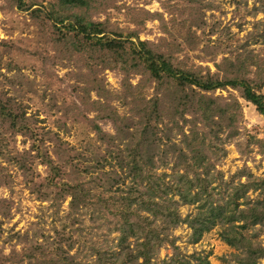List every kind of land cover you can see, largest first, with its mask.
Returning a JSON list of instances; mask_svg holds the SVG:
<instances>
[{
    "label": "rangeland",
    "instance_id": "374dc122",
    "mask_svg": "<svg viewBox=\"0 0 264 264\" xmlns=\"http://www.w3.org/2000/svg\"><path fill=\"white\" fill-rule=\"evenodd\" d=\"M87 1L86 6L76 7L62 0H0V97L23 105L40 137L51 131L52 139L63 143L72 160L64 180L79 178L93 188L92 193L108 194L93 178L97 173L86 172L88 163L99 158L98 169L103 165V170L116 172L111 175L116 180L122 177L114 184V191L119 185H130L132 178L126 176L127 168L119 165L118 158L128 142L108 143L109 135L116 134L113 119L124 117L129 126L142 129L145 124L140 118L144 120L149 114L140 116V107L152 108L154 103L159 109L156 114L172 125L162 134L169 147L174 142L189 151L184 135L169 118L175 115L189 133L190 119L196 117L199 131L211 144L210 148L206 144V162L215 164L223 175L222 181L214 180L210 186L215 187L216 201L225 202L227 190L247 182L249 174L264 179V114L243 97L241 89H197L220 101L214 110V122L219 126L210 132L212 121L203 123L188 102L189 110L178 106L187 89L176 88L168 79L151 78L146 70L147 55L133 57L129 53L116 59L102 48L97 36L84 39L77 24L79 18L100 23L103 41L121 34L131 46L144 41L142 52L153 49L175 66L202 78L247 79L264 94V2ZM192 103H198V96ZM33 142L30 134L15 131L0 117V264H43L46 260L40 251L47 249L69 254L79 264H96L93 249L117 245L120 233L108 235L111 220L96 217L90 206L72 211L71 196L60 198L57 186L44 188L49 170L30 149ZM54 143L47 142L50 149ZM54 158L58 156L54 154ZM176 164V158L161 151L150 167L172 174ZM247 195L253 201H264L260 190L250 189ZM175 198L182 217L198 210L199 203ZM245 201L240 198L246 205ZM223 230L216 224L195 238L192 228L181 222L170 231L179 251L192 262L203 256L209 264H241L238 257L245 253L222 238ZM242 230L264 245L262 223ZM173 253L172 246L166 244L155 255L160 263ZM260 260L264 263V258Z\"/></svg>",
    "mask_w": 264,
    "mask_h": 264
},
{
    "label": "trees",
    "instance_id": "16d2710c",
    "mask_svg": "<svg viewBox=\"0 0 264 264\" xmlns=\"http://www.w3.org/2000/svg\"><path fill=\"white\" fill-rule=\"evenodd\" d=\"M262 1L264 2V0ZM62 2L76 7L88 4L87 0H62ZM77 24L84 39L90 41L97 36L102 48L114 54L116 59H123L129 53L133 57L139 53L147 55L146 70L151 78L157 81H161L163 78L168 79L169 83H173L176 88L182 91L187 89V93L180 98L178 106L180 104L187 108L190 105L200 113L203 123L212 121L209 124L210 132L215 131L213 126H219V123L214 122V110H218L220 101L218 97L198 93L197 89L211 92L228 86L239 88L242 90L243 97L255 104L258 111L264 114V94L256 91L253 84L247 79L202 78L193 71L175 66L164 56L153 52V49L142 52L144 41L138 42V48L127 44V39L122 38V34L103 41V37H99V34L104 30L100 23L79 18ZM137 87H140V83L136 85ZM196 96H198V103H192ZM155 102L158 103V101ZM186 102L189 104L186 105ZM141 106L140 116L149 114L144 120L140 118V122L145 124L142 129L129 126L124 117L114 118L116 134L109 135L108 140L110 145H113L112 143L116 140L119 143L128 142L127 147L123 149L122 155H119L118 158L119 165L122 168H127L125 174L131 176L132 183L125 187L119 185L114 191V184L122 180L121 175L116 180L111 176L116 172L103 170V165L98 169L99 158L95 159L96 163L89 162V165L86 166V172L93 170L92 172L97 173L93 178L99 186L108 191V194L92 193L93 188L79 178L73 181L64 180L65 169L72 165L71 158L66 154L67 149L62 142L52 139L49 134L51 131H47L49 133L45 134L46 137H40L35 131L36 127L33 126L31 117L26 115L23 105L0 97V117L9 121L10 127L15 131L32 136L34 142L30 149L36 152V156L41 157V162L49 170L44 188L46 185L57 186L60 198L71 196L70 209L72 211L75 212L82 205L90 206L96 217H105L111 220L112 226L108 227V235L113 232L120 233L117 245L107 244L105 249H93L97 255L96 264H209L206 257L198 256L192 262L179 251V246L170 230L181 222L187 223L192 228L195 238L200 237L203 232L210 230L214 225L220 224L224 228L222 238L245 253L242 257L239 253L236 254L240 256L238 259L241 264H264L260 260L264 258V245L242 230L249 224L262 223L264 225V201L259 199L253 201L247 195L250 189L260 190L264 193V179L249 174L247 182H240L238 186L233 187V190H227L225 202L216 201L213 189L215 187L211 188L210 186L214 180L222 181L223 175L215 164L206 162L208 158L206 144H208V148L211 147V144L210 142L206 143L207 136L199 131L196 117L190 119L189 133L184 130V124H179V119L175 118V115L172 116V119L169 118V121L177 126L178 131L184 135V141H186L189 150L186 151L174 142L169 147L168 142L164 141L162 134L165 132L163 130H170L172 125L169 127L168 123L157 115L158 106L155 103L152 108ZM150 113L155 115L151 116ZM184 121H188V119L185 118ZM53 140L55 143L50 149L47 142L53 143ZM161 151L167 157L171 154L176 158L177 164L172 167L175 170L172 174L166 171L160 173L157 171V167L155 169L150 167L151 164L153 165L156 154ZM54 154L58 158L55 159ZM191 159L193 161H190ZM21 168L28 171L26 164H22ZM176 195L183 203H199L196 213L182 217L178 209ZM47 196L45 191L43 197ZM242 197L246 198V205L240 202ZM94 199L95 202H93ZM238 221H241L242 224L237 225ZM131 237L134 238L133 241L130 240ZM166 244L172 246L174 253L169 260L159 263L156 259V251ZM40 252L46 260L43 264H79L73 256L64 252L53 253L48 249Z\"/></svg>",
    "mask_w": 264,
    "mask_h": 264
}]
</instances>
